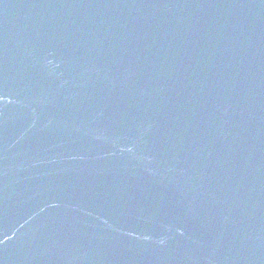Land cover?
Listing matches in <instances>:
<instances>
[{
  "label": "water",
  "instance_id": "water-1",
  "mask_svg": "<svg viewBox=\"0 0 264 264\" xmlns=\"http://www.w3.org/2000/svg\"><path fill=\"white\" fill-rule=\"evenodd\" d=\"M0 264H264V0H0Z\"/></svg>",
  "mask_w": 264,
  "mask_h": 264
}]
</instances>
